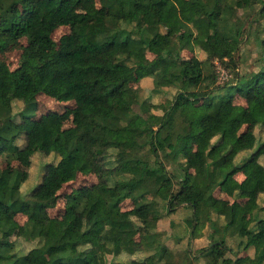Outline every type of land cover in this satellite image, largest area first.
<instances>
[{
  "label": "trees",
  "instance_id": "obj_1",
  "mask_svg": "<svg viewBox=\"0 0 264 264\" xmlns=\"http://www.w3.org/2000/svg\"><path fill=\"white\" fill-rule=\"evenodd\" d=\"M95 1L0 0V51L28 38L17 68L0 62V162L8 167L0 165V264H264V142L254 133L264 128V0H103L107 12L77 11ZM252 6L255 17L247 13ZM60 27L69 30L56 41ZM250 39L260 48L258 69L241 73L238 51ZM187 43L205 58L181 59ZM37 47L48 56L35 57ZM217 63L230 74L222 84ZM147 77L153 93L173 88V97L153 103L127 86ZM39 94L72 101L74 125L57 129L56 113L28 123ZM235 94L246 108L233 105ZM245 124L252 131L244 150L253 151L239 163ZM35 154L56 160L42 164L40 181L22 197ZM20 160L27 168L13 166ZM247 167L236 186L234 175ZM79 174L98 182L65 196L67 215L50 216L58 191ZM217 188L233 199L223 208ZM126 199L132 207L123 210ZM182 212L180 238L171 234L172 218L169 232L157 229ZM187 238L207 244L194 253L166 243ZM227 238L237 240L235 251ZM25 243L32 247L22 249Z\"/></svg>",
  "mask_w": 264,
  "mask_h": 264
},
{
  "label": "rangeland",
  "instance_id": "obj_2",
  "mask_svg": "<svg viewBox=\"0 0 264 264\" xmlns=\"http://www.w3.org/2000/svg\"><path fill=\"white\" fill-rule=\"evenodd\" d=\"M257 8L258 6H255V7L252 6L247 9L248 11L247 13H249L251 17H255ZM77 11L82 12V13L91 14V13H94L95 11L107 12V9L105 8L103 0H96L92 4H83L77 7ZM237 14L242 19H245V13H243L242 10H238ZM247 19H249V17ZM246 25H247V22L245 23V26ZM68 30H69L68 27H60L56 29L52 34L53 39L57 41L59 37L62 34L68 32ZM182 31L183 29H180V32ZM27 44H28L27 37H23L21 39L13 41L10 45L6 46L2 51H0V62L6 63L10 69L14 70L20 65V57L23 53L24 47ZM259 50L260 48L259 46H257L254 39L252 40L250 39L249 41L243 42L240 45L238 56H239V71L241 73H247L249 71H254L258 69L257 63L259 61L258 60ZM49 52L50 51L47 48L37 47L35 48L34 56L35 57L48 56ZM192 55H196L200 59L205 58V53L200 48L196 46L191 47L188 43L185 44L180 54L181 59H188ZM147 57L151 60L153 59L155 60L154 54L150 52H147ZM217 66H218V70L220 71L218 81L220 84H222L223 82H225L227 79L230 78V74L227 70H224L223 68H221L219 63H217ZM127 86L129 87L130 90L139 91L140 96L142 98H147L153 103L159 102L164 97L172 98L175 93V89L173 88H164L163 91L159 94L153 93L151 91L153 84H152V80L150 79V77L144 78L140 80L139 82L138 81L128 82ZM37 101H38V109L34 113V115L27 120L28 123L34 125L39 121L40 116L42 114L56 113L58 115V120L55 122V126L57 129H63V128L74 125L75 118H76V110H75V105L72 101L61 102V101L52 99L44 94H39L37 96ZM21 104L22 103L20 102L16 104L15 110H18L19 107L21 108ZM233 105H241L245 108L247 107L246 101L242 97H240L238 94H235L233 96ZM251 131H252L251 126L245 124L240 128L238 132L239 140H238V146L235 148V151L237 152L235 161L239 163L242 162L246 157H248L250 153L253 151V150L252 151L244 150V148L250 142ZM254 133L257 137V144L260 142H264V128H255ZM198 152H199V149L197 148L196 145H191L189 147V155L192 158H195ZM125 158H126V152L118 156V162L122 163ZM55 160L56 159L53 156L45 157L42 154H35L31 158V164L29 167L30 176L28 177V179L25 181V183L21 187L22 197H25L27 193L32 191V189L35 187V184H34L35 181H38V182L40 181L41 176H42V164L48 161L53 162ZM260 161L264 163V156L260 157ZM0 165L3 166V169L5 171L6 169H8V167L6 168V166L2 164L1 162H0ZM13 166L27 168L25 162H23L22 160L14 162ZM251 171L252 169L250 167H247L243 171L235 174L234 175L235 185L241 186ZM97 182H98L97 177L94 174H88V175L79 174L75 180L69 181L68 183L64 184L62 188L58 191L59 198L57 200L56 205L53 208L48 209L49 215L58 216V217H64L65 215H67L69 213V208H68L67 203L65 202V196L73 195V194L77 195L84 188L92 187L95 184H97ZM214 195L216 197V200L220 208H223L224 206L229 205L233 200L222 188H217L214 191ZM247 202H248L247 199L239 200V203L242 205H245ZM262 202L264 201L262 200ZM121 207L123 210L130 209L132 207V202L126 199L125 201L122 202ZM261 215L264 216L263 213H261ZM185 216H186V213L184 212L180 213L179 215H175V216L171 214L166 219L159 220V222L157 223V229L162 230V231L168 230L169 232L171 229L169 221L172 218L173 226L175 227V229L174 231H172L171 234L174 237L180 238L181 234L183 233L181 232L182 226H179L178 224L183 221V217ZM248 217L249 216L247 214L242 216L241 220L244 224L247 223ZM16 219L21 225L25 220V216L18 214ZM209 229H210L209 227L204 228V232L202 235L203 237L207 236ZM135 237L137 238V234H135ZM184 237L186 238L187 234H185ZM166 243L175 249L182 248V246L184 247L189 246L191 251L195 253V251L200 245L207 244V240L206 238L201 239L199 242H197L196 246L193 245V241L189 242L188 238L185 239L183 244H180V245L179 244L173 245V242H171V240L169 239H167ZM227 243H229V245L233 247V251H235L237 240L235 238H227ZM20 247L24 250H28L32 246L31 244L25 243V244L20 245ZM37 253L40 256L47 255V252H45V250L37 251ZM147 254L148 253H137L136 255H134V258L141 259L145 257ZM230 255L233 257L234 253L230 252ZM119 259L122 262H128L130 259H132V257L128 255H122ZM197 264H204V263L201 261Z\"/></svg>",
  "mask_w": 264,
  "mask_h": 264
},
{
  "label": "crops",
  "instance_id": "obj_3",
  "mask_svg": "<svg viewBox=\"0 0 264 264\" xmlns=\"http://www.w3.org/2000/svg\"><path fill=\"white\" fill-rule=\"evenodd\" d=\"M251 173V172H250ZM249 176V175H248ZM245 181V180H244ZM237 186V185H236Z\"/></svg>",
  "mask_w": 264,
  "mask_h": 264
}]
</instances>
